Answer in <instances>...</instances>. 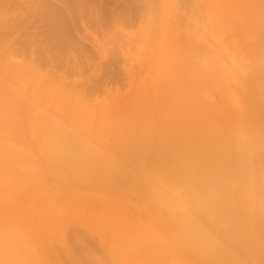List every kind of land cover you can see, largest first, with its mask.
<instances>
[{"label": "bare ground", "instance_id": "6f19581e", "mask_svg": "<svg viewBox=\"0 0 264 264\" xmlns=\"http://www.w3.org/2000/svg\"><path fill=\"white\" fill-rule=\"evenodd\" d=\"M192 10L206 11L210 31L217 26L222 36L202 37L169 58L162 49L153 64L163 76L144 96L148 106L159 88L170 91L174 122H160L164 129L154 113L146 138L142 124L121 132L124 96L118 93L115 112L106 115L81 95L43 97L26 89L36 111H24L22 124L0 100V146L7 145L0 159L12 158L0 163V176L60 174L61 182L38 178L51 193L80 196L78 215L115 242L116 264H264V186L253 175L249 185L231 175L222 180V174H264V0H194ZM0 71L16 82L7 55H0ZM161 107L158 115L168 119ZM245 121L259 128L260 140L239 136ZM4 177L0 182L8 185ZM22 187L13 204L32 213L37 204L25 205L32 195Z\"/></svg>", "mask_w": 264, "mask_h": 264}, {"label": "rangeland", "instance_id": "374dc122", "mask_svg": "<svg viewBox=\"0 0 264 264\" xmlns=\"http://www.w3.org/2000/svg\"><path fill=\"white\" fill-rule=\"evenodd\" d=\"M193 1L0 0V55H7L18 71L16 82L6 79L0 71V100L7 103L6 112H13L16 124H22L27 118L24 111L28 116H34L36 103L25 93L26 89L33 87L43 97L60 95L57 94L59 91L61 94L81 95L88 105L106 115L115 112L112 102L118 93L124 96L118 111L121 125H124L121 132L127 129V125L142 124V135L146 138L148 131L154 128V113L159 124L174 120L173 109H168L170 105L166 104L171 99L167 96H172L170 91L167 93V89L159 88L158 99L155 98L149 107L146 106L149 98L144 96L150 91L152 81L163 76L153 64L161 59L162 49H166L169 58V54L181 55L189 43L202 37L216 40L222 36V29L218 30L217 26L215 32L210 31L206 11L195 13L192 10ZM152 46L156 47L151 52L149 48ZM168 58L165 56L164 62ZM170 62L166 66L175 70ZM140 101L143 106L138 104ZM170 103L173 106L172 100ZM158 104L167 108L170 119L164 115L163 119L160 118L162 113ZM14 107L20 109L19 112L14 111ZM145 123H148L146 127ZM169 123L164 125L170 126ZM245 124L243 132L246 135L240 131L239 136L260 140L262 133L252 122H241L238 127ZM1 145L0 152H6L7 145L2 142ZM1 159L0 163L7 165L12 162L10 157L9 162L6 158L5 161ZM231 165V171L237 173V162L233 161ZM246 169L250 167L246 166ZM4 175L6 177H0H4L10 187L6 182H3L5 185L0 182V264L118 262L120 252L115 242L103 239L97 224L78 215L80 196L64 190L51 193L40 182L42 178H38H55L61 182L58 180L60 174H53L54 177L50 174H20L21 179L18 174ZM252 175L264 186V174H222V180L242 178L249 185ZM22 186L32 195L25 205L37 204L32 213H26L18 203L17 207L14 206L19 196L17 191ZM173 187L180 188L179 184ZM52 202L56 211L50 206Z\"/></svg>", "mask_w": 264, "mask_h": 264}]
</instances>
